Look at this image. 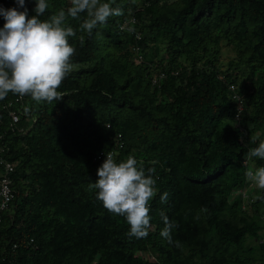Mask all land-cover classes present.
Listing matches in <instances>:
<instances>
[{
  "label": "trees",
  "instance_id": "16d2710c",
  "mask_svg": "<svg viewBox=\"0 0 264 264\" xmlns=\"http://www.w3.org/2000/svg\"><path fill=\"white\" fill-rule=\"evenodd\" d=\"M107 2L123 15L91 36L79 30L86 13L69 21L74 70L59 101L0 100V159L13 165L0 264H264V190L246 189L245 175L264 167L247 156L257 133L264 140V0ZM47 3L41 19L71 6ZM25 6L33 15L35 0ZM100 152L154 168L146 238L130 237L89 189Z\"/></svg>",
  "mask_w": 264,
  "mask_h": 264
},
{
  "label": "clouds",
  "instance_id": "9594fccd",
  "mask_svg": "<svg viewBox=\"0 0 264 264\" xmlns=\"http://www.w3.org/2000/svg\"><path fill=\"white\" fill-rule=\"evenodd\" d=\"M70 4L66 11L62 9L46 19L41 17L49 7L47 0H35L31 16L25 0H17L16 7H0V16L4 19L0 28V100L12 93L30 96L37 103L59 101L63 93L58 89L74 70L71 59L75 49L69 38L77 32L69 21L80 20V14L86 13L79 30L91 36L98 24L106 23L111 16L123 15L120 7H112L107 0H70ZM79 40L83 44L84 36ZM257 140L258 146L247 153L249 159H264V140L259 133L253 137L254 142ZM104 156L96 170L97 179L89 184V189L96 190V198L105 209L125 218L130 237L146 238L151 227L150 201L158 192L154 168H148L146 173L143 161L133 155L120 161L111 152ZM245 175L256 188L264 190V167L249 169ZM160 200L166 202L168 193L161 194ZM160 217L164 223L161 236L174 243L171 233L177 225L163 211ZM176 246H180L178 242Z\"/></svg>",
  "mask_w": 264,
  "mask_h": 264
},
{
  "label": "built area",
  "instance_id": "2783aa9c",
  "mask_svg": "<svg viewBox=\"0 0 264 264\" xmlns=\"http://www.w3.org/2000/svg\"><path fill=\"white\" fill-rule=\"evenodd\" d=\"M239 102L238 107L240 108V101L237 99ZM11 118L13 123L17 122L18 116L11 112ZM105 153L100 152V156H104ZM105 158V156H104ZM0 163L4 164V172L2 173V176L0 178V210H3L7 207L8 201L11 199L12 194L11 190L9 188V177L7 175L8 172L12 171L13 165L10 162H4L2 159H0Z\"/></svg>",
  "mask_w": 264,
  "mask_h": 264
},
{
  "label": "rangeland",
  "instance_id": "374dc122",
  "mask_svg": "<svg viewBox=\"0 0 264 264\" xmlns=\"http://www.w3.org/2000/svg\"><path fill=\"white\" fill-rule=\"evenodd\" d=\"M233 56V51L231 50V48L230 47H228V46H225L224 48H223V52H222V62L223 63H225L229 58H231ZM251 186V187H250ZM250 186L249 187H247L246 189H248V188H251V190L253 189H255V186H254V184L251 182V184H250ZM251 190H250V192H251ZM245 192H246V194H247V191H245V190H243V192L242 193H244L245 194Z\"/></svg>",
  "mask_w": 264,
  "mask_h": 264
}]
</instances>
